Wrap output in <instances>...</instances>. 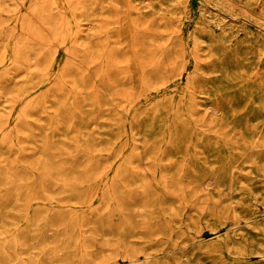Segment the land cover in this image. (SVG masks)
<instances>
[{"label": "rangeland", "instance_id": "374dc122", "mask_svg": "<svg viewBox=\"0 0 264 264\" xmlns=\"http://www.w3.org/2000/svg\"><path fill=\"white\" fill-rule=\"evenodd\" d=\"M135 2L137 1L127 0L121 3L120 0H71V2L70 0H5L0 4V22H2L0 29L6 34L2 43L6 45L8 41L15 43L26 35V39L31 40L29 43L31 48L27 50L28 52L37 51L35 47L39 43H43L44 47L50 46L48 52L51 55V63L48 65L50 77H57L63 72L64 63L68 60L72 61L88 72L91 86L105 99L104 107L107 106L111 110L108 113L110 110H102L100 107L98 122H90L91 124L82 130L74 132L84 137L89 146L85 156L98 154L104 163V168L93 174L103 184V188L97 190L98 197L96 196L91 204L93 210L99 211V216L93 221H89L87 217H82L79 221L82 226V238L85 240L82 249L85 251L86 264H244L246 262L264 264L257 259L256 252L264 245V151L255 155L254 169L244 170L253 177L243 179L236 184L233 198L230 197L226 186L204 185L198 188L197 184L184 181L181 184L183 192L169 195L170 197L157 205L159 212L157 210L154 212L156 204L150 203L149 195L145 192L148 190L150 194L159 197L161 194L154 180L155 177L162 173L173 175L184 158H187V152L170 150V148L156 152L155 145L160 141L151 140L141 133L134 122L136 116L129 112L124 115L131 135L129 146L122 148V142L116 138L107 142V129L114 122V117L123 116L125 106L136 104L140 100V108H144L146 102L154 104L166 97L178 98L184 95L187 101L195 96L201 101L202 108L200 115L203 119L196 124L199 130L202 129L203 124L210 125L216 121L220 123L226 119L225 111L216 113L213 102H207L214 99L211 88L214 84L222 85L223 76L215 70L217 57L209 56L204 49H201V42H198V39L196 42L188 39L190 34L194 35L195 19L191 10L177 14L171 25L167 17L171 15L173 7L158 10H153L151 7L140 9L139 3ZM195 2L196 5L198 0ZM236 5L239 7V3ZM129 7L130 12L127 10ZM258 8L260 13L258 12L257 20L255 21L253 16L250 17L252 20L248 19L253 29L257 27V21L264 23V0L258 4ZM233 18L236 20L235 17ZM24 21L39 31V34L23 33L20 27ZM126 27L134 28L133 38H136L135 44L139 47L133 63L135 67L137 64L140 67L134 71L129 68L131 62L127 44L129 40L124 41L120 33L121 29ZM171 31L173 36L181 33L186 38L184 51H169ZM98 59L102 69H106L110 62H113L110 68L115 64L113 68L123 69L110 70L112 73L109 76H112L113 88L107 87L94 72L99 66ZM182 67L191 72L192 82H188L186 75L179 71ZM226 72L232 74L230 69ZM229 107L228 111H231L233 107ZM64 129L63 126L57 128L51 137H60L65 142H69V135L62 132ZM50 130L44 127L34 128L32 133H35V142L30 143L33 146L31 149L25 150L28 156L19 158L22 165L40 160L36 149L41 148L44 143L41 136ZM214 140L216 141L212 138L207 143ZM233 142L235 145L249 143L240 134H237ZM151 157L161 164L171 165L170 167L164 165L154 170L152 164L148 162ZM196 157L206 165L213 164L210 159L214 156H208L207 152L199 151ZM0 158H3V164L12 168L17 155L4 154V157ZM129 158L133 159V173L124 177L115 176L120 164ZM56 191L59 193V189ZM111 192L112 198L107 201V194ZM60 201L55 208L70 211L78 208L71 199ZM107 207L109 212L100 215V212L104 213ZM9 209H13V206ZM235 215L239 217L238 225H235L229 234L226 231V222L234 221ZM20 218V216L1 217L2 225L10 228L15 220L21 227L10 228L0 233V236L2 234L18 236L15 246L10 249L5 248L7 250L0 249V256L9 255L13 258L16 255L22 261H35L40 257L39 261L43 264L63 263L65 258L62 257L63 250L60 249L63 247L62 234L57 236L53 233L51 227L55 224L51 223L52 219L49 218L44 223V230L37 232L28 230L32 226L31 218ZM60 223L61 221H58L57 224ZM21 229L24 232L20 231ZM221 236L223 237L218 239ZM199 239L201 241L194 242ZM171 243L176 244L171 249L173 251L163 255L159 250L160 247ZM239 249L244 251V255L237 258L236 253ZM41 251L43 253H40ZM147 252H151V257H145ZM175 252H181L188 257L181 259L180 263H171L168 258ZM68 253L71 257L66 256L67 262L74 264L77 252L68 250ZM2 264L15 263L10 259Z\"/></svg>", "mask_w": 264, "mask_h": 264}, {"label": "bare ground", "instance_id": "6f19581e", "mask_svg": "<svg viewBox=\"0 0 264 264\" xmlns=\"http://www.w3.org/2000/svg\"><path fill=\"white\" fill-rule=\"evenodd\" d=\"M4 1L0 0V4ZM125 1L127 0H120L121 3ZM136 1L140 9L151 7L153 10H158L173 7L171 15L167 17L171 25L177 14L191 10L195 19L194 35L190 34L188 39L193 42L198 39V42H201V49H204L209 56L217 57L215 70L223 76L221 79L223 86L214 84L211 90L215 97L207 102H213L216 113L225 111L226 119L220 123L216 121L210 125L203 124L202 129L199 130L196 124L203 119L200 115L202 108L201 101L195 96L187 98V101L184 95L178 98L166 97L154 104L146 102L144 108H140V100L139 104L132 103L133 105L125 106L123 116L114 117V122L107 129V142L116 138L122 142V148L129 146L131 135L125 117L129 112L136 116L134 122L141 133L151 140L160 141L155 145L156 152H161L163 148L187 152V158H184L173 175L162 173L155 177L154 180L161 194L159 197L150 194L148 190L145 192L149 195L150 203L156 204L154 212L155 210L159 212L157 205L167 197L183 192L181 184L184 181L195 183L198 188L204 185L226 186L230 197L233 198L236 184L243 179L253 177L244 170L254 169L255 155L264 151V23L257 21L258 25L253 29L248 20L252 16L255 17V21L257 20L258 12L260 13L258 4L262 0H198L196 5L195 0ZM236 3H239V7ZM127 10L130 12V7ZM20 29L23 33L39 34V31L33 29L26 21L21 24ZM120 33L124 41L129 40L127 43L131 60L129 68L131 67L133 71L139 69L140 66L137 64L135 67L133 63L139 51V47L135 44L136 38H133L134 28H122ZM5 35L0 29V157H4V154L8 156L16 154L17 159L14 167L9 168L2 163L3 158H0V219L2 216L31 218L33 222L28 230L40 232L45 229L44 223L51 218V223L55 224L51 227L53 233L57 236L62 234L63 247L60 249L63 250L62 257L65 261L61 264H72L66 260V256L71 257L68 250L77 252L74 264H86L85 251L82 249L85 240L82 238V226L79 221L82 217L93 221L99 216V211L93 210L91 204L95 197H98L97 190L103 188V184L93 174L100 172L104 168V163L98 154L85 156L89 146L84 137L74 132L82 130L92 122H98L100 107L106 111L110 109L104 107L105 99L91 86L86 70L68 60L64 63L62 73L57 77H50L51 72L48 70V65L51 63V55L48 53L50 46L44 47L43 43L37 45L35 42L37 51L28 52L27 50L31 48L29 44L31 40L26 39V35L15 43L8 41V45L1 42ZM169 41H171L170 52L185 50L187 42L181 33L173 36L171 31ZM94 59L93 61H97ZM98 62L99 66L94 72L107 87L113 88L112 76H109L112 73L110 70L123 69L113 68L115 64L110 68L113 62H110L106 69H102L100 60ZM228 69L232 74L226 72ZM186 70L187 68L182 67L179 71L186 75L188 82H192V74ZM141 89L140 84L139 90ZM150 104L152 105L149 107ZM229 106L233 107L231 111H228ZM110 112L111 110L108 113ZM62 126L65 127L62 132L70 137L69 142H65L60 137H51L54 131ZM40 127L51 129L41 136L44 143L41 148L36 149L40 160L22 165L19 158L28 156L25 150L31 149L33 146L30 143L35 142V133L32 132L34 128ZM237 134L249 143L235 145L233 140ZM212 138L216 141L207 143ZM198 148L201 152H207L208 156H214L210 159L212 165H206L196 157ZM152 149L154 150V147ZM132 162L131 158L122 162L115 176L124 177L126 174H132L134 171ZM148 162L152 164L154 170L164 165H168L167 167L171 165L161 164L152 157ZM56 189H59V193ZM111 198L112 192L107 194L106 199L109 201ZM67 199L73 200L78 208L71 211L55 208L57 202L60 200L65 202ZM10 206H13V209H9ZM104 211V213L100 212V215H106V211L109 212L108 207ZM235 218L234 221L226 222V231L229 234L233 227L238 225V215H235ZM58 221L61 223L57 224ZM19 227L20 224L14 220L10 228L19 229ZM10 228L0 222V233ZM20 231L24 232L23 229ZM17 239V235L2 234L0 249H10L17 244ZM199 241L201 239L194 242ZM175 246V243L166 244L159 250L164 255L173 251L171 249ZM256 252L257 259L264 262V245ZM150 253L147 252L145 257H151ZM243 255L244 251L241 249L236 253L237 258ZM187 257L181 252H175L168 259L171 263H180L181 259ZM10 259L15 264H43L39 261L40 257L35 261H22L16 255L13 258L9 255L0 256V264Z\"/></svg>", "mask_w": 264, "mask_h": 264}]
</instances>
